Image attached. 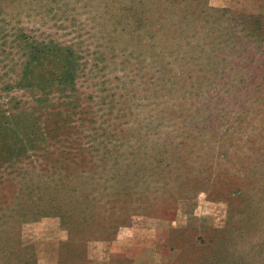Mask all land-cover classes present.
I'll use <instances>...</instances> for the list:
<instances>
[{
	"label": "rangeland",
	"instance_id": "374dc122",
	"mask_svg": "<svg viewBox=\"0 0 264 264\" xmlns=\"http://www.w3.org/2000/svg\"><path fill=\"white\" fill-rule=\"evenodd\" d=\"M257 15L264 0H0V113L25 130L1 148L0 264H264ZM32 42L70 50L67 83L14 85Z\"/></svg>",
	"mask_w": 264,
	"mask_h": 264
},
{
	"label": "trees",
	"instance_id": "16d2710c",
	"mask_svg": "<svg viewBox=\"0 0 264 264\" xmlns=\"http://www.w3.org/2000/svg\"><path fill=\"white\" fill-rule=\"evenodd\" d=\"M262 17L263 22H259V16H251L250 17V30L255 36H259L264 38V15ZM243 24L246 26L249 24L248 20H243ZM30 45V44H29ZM27 45V49H25L26 53V64H24V70L17 80L14 81V85L24 89V88H31L33 86H41L48 87L54 84H64L67 83L65 78L68 77L67 69L65 70H57V67L64 64V66H70V59L67 57L68 53L70 52L69 49L62 52V48L57 47L56 45H46L45 43H31L29 46ZM29 47V48H28ZM30 63V65H29ZM69 69V68H68ZM0 113V154H2L3 144L10 143V140L15 139L21 143L20 149L24 148V142L20 139L21 135H25V130L19 129L23 128L24 126L21 123L14 125L11 123L10 115H6L5 111ZM28 111V110H26ZM18 127V128H17ZM32 130V128H31ZM32 138L35 137H45L43 134L34 133L31 135ZM12 145H8L9 152L16 150V148H12ZM18 149L20 152L23 150ZM4 152V151H3ZM23 153H3V160H10V159H18L22 156ZM1 161V159H0ZM9 197L7 193H0V200L2 201V206L0 208V213L2 216L6 214L9 209V204L11 201H7Z\"/></svg>",
	"mask_w": 264,
	"mask_h": 264
}]
</instances>
